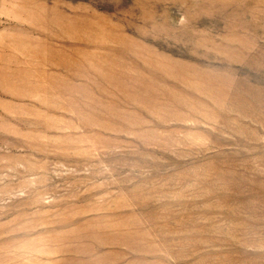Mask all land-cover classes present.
<instances>
[{
  "label": "rangeland",
  "instance_id": "rangeland-1",
  "mask_svg": "<svg viewBox=\"0 0 264 264\" xmlns=\"http://www.w3.org/2000/svg\"><path fill=\"white\" fill-rule=\"evenodd\" d=\"M0 264H264V0H0Z\"/></svg>",
  "mask_w": 264,
  "mask_h": 264
}]
</instances>
